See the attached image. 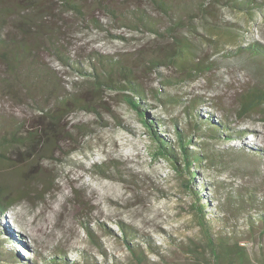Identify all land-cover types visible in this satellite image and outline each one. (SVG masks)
Returning a JSON list of instances; mask_svg holds the SVG:
<instances>
[{
  "label": "rangeland",
  "instance_id": "1",
  "mask_svg": "<svg viewBox=\"0 0 264 264\" xmlns=\"http://www.w3.org/2000/svg\"><path fill=\"white\" fill-rule=\"evenodd\" d=\"M261 10H256V18L229 10L221 11V17L242 28L240 38L244 42L264 44V5ZM99 15L107 31L83 28L71 15L62 14L61 40L65 49L79 57L91 50L115 54L132 52L155 40L144 33L112 27L107 17ZM118 34L136 39L121 41L116 38ZM231 47L228 43L225 49ZM204 52L217 55L211 47L201 53ZM158 71L161 75H140L147 89L145 102L149 107L145 113L163 119L159 128L145 125L146 115L126 103L120 93L95 90L75 72H69V79L77 80L75 90L79 96L96 110L75 109L65 119V129L71 137L60 142V151L53 160L41 163L42 178L49 175L55 179L47 184L52 188L45 199L33 197L0 214V264H134L130 246L137 251L140 246L149 264H206L204 259L186 251L193 244L199 250L205 247L204 230L193 207L197 200L195 189H201L202 199L208 195L224 197L226 191L254 192L253 201L245 204L243 212L233 215L225 205L228 210L221 215L230 217L228 222L214 220L220 215L214 202L205 207V217L213 234L223 231L233 235L244 244L250 263H261L264 233L259 234L260 221L253 222V230L246 215L256 216L258 210L264 211V154H255L264 151V125L258 115L239 119L232 111L242 86L251 82L248 72L241 65L222 62L194 80L163 86L159 80L175 76V70ZM158 87L178 96L180 101L164 104L155 97L156 90L151 89ZM196 97L199 102L195 115L220 119L223 113L211 105L212 100L230 107V112L220 139L197 138L198 143H206L212 151L224 153L216 154L214 163L194 167L199 174L188 188V174L177 169L172 160L155 155L152 130L166 135L176 145L173 122L181 119L187 128L195 121L193 116L186 117L184 106ZM0 108L19 116L32 113L30 106L5 98H0ZM176 127L181 128V123ZM235 151L260 161L259 172L255 174L249 166L247 171L237 170ZM103 169L105 176L100 173ZM208 186H215L216 193L211 194Z\"/></svg>",
  "mask_w": 264,
  "mask_h": 264
},
{
  "label": "trees",
  "instance_id": "2",
  "mask_svg": "<svg viewBox=\"0 0 264 264\" xmlns=\"http://www.w3.org/2000/svg\"><path fill=\"white\" fill-rule=\"evenodd\" d=\"M263 5L264 0H0V98L32 109L31 114L19 116L0 108V214L33 197L45 199L52 188L47 184L55 179L49 175L42 178L41 163L53 160L54 154L60 151V142L71 137L65 129V119L75 109L96 110L75 90L77 80L69 79L71 71L95 90L120 93L126 103L146 115L145 125L159 128L163 119L145 113L149 105L145 102L147 89L141 73L161 75L160 68H172L175 76H163L159 80L161 85L169 86L194 80L222 62L234 63L248 72L251 82L242 86L232 111L239 119L258 115L264 125V44L244 42L240 38L242 28L221 17V11L229 10L256 18ZM62 14L71 15L83 28L107 31L99 17L102 14L112 27L144 33L155 40L145 42L132 52L104 54L91 50L79 57L63 46ZM116 36L121 41L136 39ZM228 43L232 47L225 49ZM206 46L217 55L201 53ZM151 89L156 90L155 97L164 104L180 101L162 87ZM198 102L197 97L191 98L184 106L186 117L195 119L191 129L181 119L174 120L176 145L166 135L152 130L155 155L172 160L177 169L186 172L188 188L192 178L199 174L194 167L214 163L216 154L224 153L212 151L206 143H198L197 138L220 139L227 129L230 112V107L212 100L211 105L221 110L223 117L213 120L212 115H195L193 111ZM180 123L181 128H177ZM235 153L239 161L237 170L245 171L249 166L255 174L259 172L261 162H256L255 157L241 151ZM255 154L261 157L264 151ZM104 172L100 170L102 175ZM208 190L214 194L217 188L208 186ZM200 191L193 190L197 199L193 207L204 230L206 248L199 250L193 244L186 251L201 261L204 259L206 264H251L244 244L233 235L223 231L212 233L205 207L214 202L220 213L214 220L228 222L230 217L222 215L228 209L233 215L245 211V204L255 197L254 192L226 191L224 197L208 195L202 199ZM259 211L256 216L248 213L246 221L249 219L254 230L253 222L259 220L261 234L264 233V211ZM123 232L127 234L126 229ZM137 247L138 251L130 246L134 264H143L146 260L145 264H149L143 249ZM260 264H264V258Z\"/></svg>",
  "mask_w": 264,
  "mask_h": 264
}]
</instances>
